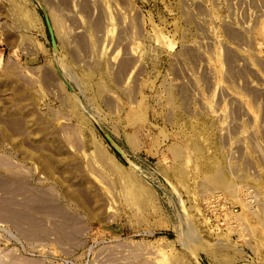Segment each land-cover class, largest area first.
<instances>
[{
	"label": "rangeland",
	"instance_id": "1",
	"mask_svg": "<svg viewBox=\"0 0 264 264\" xmlns=\"http://www.w3.org/2000/svg\"><path fill=\"white\" fill-rule=\"evenodd\" d=\"M0 178V264H264V0H0Z\"/></svg>",
	"mask_w": 264,
	"mask_h": 264
},
{
	"label": "bare ground",
	"instance_id": "2",
	"mask_svg": "<svg viewBox=\"0 0 264 264\" xmlns=\"http://www.w3.org/2000/svg\"><path fill=\"white\" fill-rule=\"evenodd\" d=\"M2 184V185H1ZM7 185V181H0V186H2V188H3V186L4 185ZM5 185V186H6ZM33 202H35V200L33 201ZM32 202V203H33ZM31 202H29V204H30ZM34 205V204H33ZM2 207H4V209L6 210V212H8L9 214H11L12 216H14L16 219L18 218V219H21V220H26L31 226H35V225H37L38 223L35 221V220H30V219H28V218H23L24 216L22 215V214H19V213H15V212H12V211H10L9 209H8V207L7 206H5V204H3V202H2V204L0 203V208L2 209ZM35 207L36 208H45L44 207V205H39V203L38 202H35ZM49 208V207H48ZM4 211V210H3Z\"/></svg>",
	"mask_w": 264,
	"mask_h": 264
},
{
	"label": "water",
	"instance_id": "3",
	"mask_svg": "<svg viewBox=\"0 0 264 264\" xmlns=\"http://www.w3.org/2000/svg\"><path fill=\"white\" fill-rule=\"evenodd\" d=\"M49 28V26H48ZM49 32H50V35H51V39H52V45L53 47H55V40H54V37H53V33H52V30L49 28ZM104 136L106 137V139L109 141V143L112 145V147L114 148V150L116 151V153H118L119 155H121L122 157H124L126 159V156L125 154L123 153V151L118 147V145L111 139V137L106 133V132H103Z\"/></svg>",
	"mask_w": 264,
	"mask_h": 264
},
{
	"label": "crops",
	"instance_id": "4",
	"mask_svg": "<svg viewBox=\"0 0 264 264\" xmlns=\"http://www.w3.org/2000/svg\"><path fill=\"white\" fill-rule=\"evenodd\" d=\"M10 166V165H9ZM1 179V178H0ZM4 180V179H3ZM5 180H8V181H13V179L11 178V177H9V176H7V178H5ZM37 201V200H36ZM2 202H4V201H2ZM37 202H40V200L39 201H37ZM6 202H4L3 204H5ZM8 204V205H7ZM7 204H5V206H9V208H11L12 210L14 209L13 207H12V205H11V203L9 204V202H7ZM40 204H42V205H44V206H46L47 208H48V206H50L51 208L53 207L52 205H50L49 203H43V202H40ZM27 205V204H26ZM49 207V208H50ZM31 209V208H30ZM15 211H18V210H15ZM20 211H25V212H28V213H30L31 214V212L28 210V209H25V208H23L22 210H20ZM31 216H33V215H31ZM41 226V225H40Z\"/></svg>",
	"mask_w": 264,
	"mask_h": 264
}]
</instances>
